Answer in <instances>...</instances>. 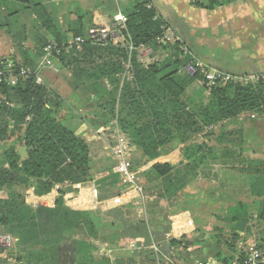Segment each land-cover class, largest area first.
<instances>
[{
	"label": "trees",
	"instance_id": "16d2710c",
	"mask_svg": "<svg viewBox=\"0 0 264 264\" xmlns=\"http://www.w3.org/2000/svg\"><path fill=\"white\" fill-rule=\"evenodd\" d=\"M20 4L21 8L17 7ZM221 4L222 0H201L195 6L212 9ZM39 5L35 0H0V30L9 27L6 19L10 16ZM123 13L128 20L127 30L120 32L125 44L133 42L158 49L156 39L165 33L166 23L158 18L157 11L149 8L146 2L136 0ZM79 18L74 25V35L86 37L83 16ZM55 36L59 45L66 42L61 31ZM37 39L35 59L25 54L27 61L11 65L8 68L10 73L21 67H37L44 55V47L53 42L44 37ZM181 45L184 46L178 43L162 48L173 51V57L153 61L147 67L134 55L133 80L126 82L120 93L117 75L123 71L120 59L127 56L124 48L87 42L81 51L62 50L58 57L52 58L60 70L70 73L71 85L75 89L83 87L94 94L96 106L106 114L103 126L111 125L117 119L122 132L141 152L142 162L136 163L133 155L132 170L136 172L140 167L149 166L143 170L140 168L146 183H154L145 190L144 181L140 180L145 193H155L152 194L154 199L148 200L147 221L138 219L134 203L104 213L75 211L66 205L63 190L54 208L34 209L27 204V197L47 195L58 183L69 180L77 184L90 180V148L77 134L74 102L64 100L48 84H37L33 78L16 85H0V192L6 196L0 198V228L1 232L11 233L17 239L10 249L15 248L19 256L17 264H110L109 256H105V251L98 249L90 239L106 243L111 249H120L124 242L142 239L141 248L132 254L145 255L152 264H156V257L147 247L153 241H157L158 248L166 255L173 248L181 255L188 254V242L163 238L171 226L165 216L166 207L159 201L180 199L177 210H182L185 205L182 202L187 200V206L196 205L195 193L188 188L198 179L203 161L212 149L205 142H196L195 138L206 132L207 136L213 134L225 122L240 118L243 121L247 114L255 115L252 120L263 116L264 84L218 81L210 92L201 84L208 93L207 99L202 92L198 99H191L186 95L187 89L196 80L200 83L204 80L202 76L181 73L194 61L192 55L184 54ZM0 67L7 66L1 64ZM105 80L111 89L104 86ZM64 87V94L71 96V88ZM90 125L94 127L92 123ZM18 146L25 147V158L20 155ZM179 146L183 161L178 165L154 162ZM233 154V150L225 153L228 157ZM245 163L250 169L264 171V160L249 159ZM101 183L109 188L112 196L120 195L125 188L118 174H112ZM251 197L255 199L252 203L238 202L230 209V238L221 235L214 238L218 264H232L239 257L248 241L255 238L254 224L260 225L258 231L264 230V173L257 174L252 183ZM225 231L223 229L220 233L226 234ZM239 241L244 243L241 251L237 250ZM257 241L256 246L263 250L264 232ZM197 245L209 249L212 244L206 240L197 242ZM221 245L228 249L227 254L222 252ZM2 251L9 250L0 249V262L9 264V258L1 256ZM187 256L184 260L188 263L196 261ZM160 263L163 264L161 260Z\"/></svg>",
	"mask_w": 264,
	"mask_h": 264
},
{
	"label": "crops",
	"instance_id": "0c3cea01",
	"mask_svg": "<svg viewBox=\"0 0 264 264\" xmlns=\"http://www.w3.org/2000/svg\"><path fill=\"white\" fill-rule=\"evenodd\" d=\"M35 1L40 4L35 9H25L18 15L6 19L9 21L18 19L12 25L13 28L16 26L17 33L12 32L11 25L0 30V65L3 64L6 67L15 63L24 64L27 61L25 54L35 59L39 43L37 38L44 37L48 39V42L55 41L57 31H61L66 40L70 36H74V25L80 21V15L83 16L82 21L85 22L86 33H88L93 27L111 25L118 15L125 16L123 10L136 2V0ZM140 2H146L149 8L153 7L157 11L158 18L166 23L165 27L170 28L181 39L182 44L194 60L201 59L211 68L227 72L239 78L238 80L264 74V0H222L220 6L212 9L194 6L189 0H140ZM21 6L20 4L17 7L21 8ZM173 53V51L168 52L162 48L155 49L152 62L173 57ZM184 68L181 73L187 75ZM43 80L52 90L61 94L60 96L64 100L68 99L71 103H75L74 120L77 123V134L88 144L92 158L90 180L77 184L66 180L55 185L70 183V186L63 191L66 194V199L73 200V202L72 204L66 203V205L75 211H101L104 213L134 203L138 219L149 220L148 200L154 199L152 196L155 194L154 192H144L147 196L145 203L140 200L129 201L130 198L125 196L124 190L120 195L112 196L109 188L101 183V180L115 174L117 161L110 154V147L114 143L112 124L103 126L106 114L96 106L94 94L83 87L75 89L71 85L70 73L64 69L59 73L44 71ZM199 82L196 80L190 85L186 91L187 97L199 98V94L203 90ZM65 85H68L73 92L69 97L63 92H66ZM104 86L111 89L107 80L104 81ZM251 120L252 118L249 116L243 121L241 118L236 119L225 122L224 125H220L214 130H225L224 139L230 138L232 132L237 133L239 140L236 141L219 143L206 140L205 136L201 137V135L195 138L197 142H205L212 149L210 151L212 155H208L204 159L199 177L193 186L191 185L195 189L196 205L193 209L189 208L190 206L181 207L182 210H176L178 211L176 214L170 215L171 229L163 235V238L165 237L167 240L175 238L188 242V254L181 255L175 251L176 248H173L168 251L167 255H155L156 264H161L160 260L163 264V260H165V264H195L198 260L217 261L214 238L219 235L226 239L230 238V209L238 202L250 204L255 201L251 197V185L256 181L257 174L264 173L260 169H250L245 163L249 159L264 160V146H259V151H254L251 148L252 145H256L254 143L259 138L255 136L252 141L247 139L248 134L257 131L249 130ZM228 150L234 151L233 156L225 155ZM135 152L136 158H142L138 149ZM261 152L263 154L259 156L258 153ZM181 153L182 149L179 146L160 156L154 162H169L172 165H178L183 161ZM25 157L26 154L22 156V158ZM142 170L138 172V175L143 182ZM191 186L188 188L189 190L192 189ZM147 187L149 186L147 185ZM61 191L62 189L57 192L54 187L49 194L40 196L44 197L42 206H30L34 209L54 208ZM185 192L187 193V191ZM5 197L3 193L0 194V198ZM30 198H26L27 204H29L28 199ZM161 202L159 201V204ZM223 229H226V234L220 233ZM240 234L244 236V233ZM256 239L258 238L255 236L254 240H249L245 247L251 242L255 243ZM137 240L139 241V250L143 240ZM206 240L212 244L209 249L197 245V242L203 243ZM90 242L102 252L105 251V256H109L110 264H152V261L145 255L138 257L132 254V251L128 249V243L131 241L122 243L120 249H111L106 243L101 244L93 239H90ZM243 247L244 243L239 241L237 250L241 251ZM147 248L149 249V246ZM221 249L222 252L228 253L225 245H221ZM187 255L195 258L196 261L188 263L184 260L188 258Z\"/></svg>",
	"mask_w": 264,
	"mask_h": 264
},
{
	"label": "built area",
	"instance_id": "2783aa9c",
	"mask_svg": "<svg viewBox=\"0 0 264 264\" xmlns=\"http://www.w3.org/2000/svg\"><path fill=\"white\" fill-rule=\"evenodd\" d=\"M192 5H196L201 0H189ZM127 17L118 15L114 18V21L109 26H99L91 28L86 37L84 36H70L65 43L59 45L53 41L48 43L44 47V55L41 57L36 68L21 67L19 71L10 73L8 70L11 65L2 69L0 67V85L7 83L9 85H16L20 81L29 79H35L37 84H44L43 73L45 70H49L53 73H59L60 69L56 62L52 59L54 56H59L62 50L70 51L76 49L81 51L87 42H91L97 46H107L111 44L113 46L122 47L126 50L127 56L123 59V71L117 75L120 80V90L126 82L133 80V57L137 55L143 66L147 67L152 62L154 55V48L148 45H135L133 42L125 44L120 32L127 30ZM165 33L156 39V44L159 48H166L168 46H174L176 44H182V41L177 37L170 28L165 27ZM182 48L185 55L190 52L184 47ZM184 71L191 77H203L202 85H205L207 91L210 92L213 86L218 81L238 80L232 75H229L223 71L213 69L208 64L200 59H195L193 62L186 65ZM245 84H255L262 82L264 84V74L252 75L240 79ZM255 118L253 114H247L245 117ZM243 117V116H242ZM209 129H212L210 127ZM112 135L114 137V143L110 147V154L116 159L117 166L114 170L115 174L121 176L123 183L125 184L124 193L125 196L132 200H140L145 203L147 196L144 193L142 185H140V178L138 173L132 170V159L136 150L135 145L131 139L125 135L115 119L112 123ZM70 186L69 182H65L63 185L55 186V190L59 192L61 189H65ZM29 200V204L34 207L42 206L44 203V197L33 196ZM73 200L66 199L67 204H72ZM77 207V206H76ZM78 208V207H77ZM17 239L12 235L0 232V249L10 250ZM139 241H131L128 243V249L132 252L138 250ZM149 250L154 252L157 256H162L164 253L158 248L155 242L149 246ZM104 252V251H103ZM196 264H218L214 260H198ZM232 264H264V251L259 249L255 243H249L243 251L240 252L239 257Z\"/></svg>",
	"mask_w": 264,
	"mask_h": 264
},
{
	"label": "rangeland",
	"instance_id": "374dc122",
	"mask_svg": "<svg viewBox=\"0 0 264 264\" xmlns=\"http://www.w3.org/2000/svg\"><path fill=\"white\" fill-rule=\"evenodd\" d=\"M17 20L18 19H11V21H9V25H11L10 27H12L11 28V30H12V32L15 34V33H17V29H16V31H15V28H16V26H14V28H13V23H15V22H17ZM35 58V57H34ZM122 61H123V59H120V63H122ZM46 71V70H45ZM199 84H201L200 82H199ZM202 86V85H201ZM202 89V93H203V97L204 98H206L207 99V97H208V93H207V91H205L204 90V88L203 87H201ZM193 90H196V89H193ZM82 92H83V90H82ZM119 93H120V89H119ZM251 122V124H250V129L249 130H252V129H254V130H257V131H255V133H251V134H248V136H247V139L248 140H254V137L255 136H257L258 138H259V140H257L254 144H256L255 146L254 145H252L251 146V148H252V150H254V151H259L260 150V147L259 146H264V115L263 116H260V117H257L256 119H253V121L251 120L250 121ZM256 132H258V133H256ZM225 133V130H223V129H219V130H217V131H214L213 132V134H208V136L206 135L207 134V132L205 133V134H201V137H203V136H205V138L204 139H206V140H213V141H215V142H223V143H227V141H236V140H239V138H238V134L237 133H233L232 132V134L230 135V138H223V134ZM225 135V134H224ZM212 136V137H211ZM197 142V141H196ZM199 142V141H198ZM263 143V144H262ZM233 145H236L235 143H232ZM222 145H225V144H222ZM239 147H241L240 145H238ZM246 147L248 146V145H245ZM238 147V148H239ZM177 149V148H176ZM18 150H19V153H20V155L21 156H25V154H26V149L23 147V146H18ZM170 151H173L172 149L171 150H169L168 152H170ZM168 152H165L166 154L168 153ZM259 154V156H261L263 153L261 152V153H258ZM208 155H212V153H209ZM142 158H139V157H137V158H135L134 160H136V163L137 162H142V161H140ZM145 168H148L149 166L148 165H146V166H144ZM144 167H142V168H144ZM141 168V167H140ZM140 168H138V170H136V172H140ZM141 168V169H142ZM140 176V175H139ZM148 177H151V176H148ZM141 178V177H140ZM142 179H143V181H144V187H145V190H148L149 188H150V186H153L154 185V183H149V185L146 183V177H144V176H142ZM149 186V187H147V185ZM193 186V185H192ZM191 186V187H192ZM144 187H143V190H144ZM154 190V189H153ZM192 191H195V189H194V187H192V189H191ZM145 192V191H144ZM147 192V191H146ZM1 194V193H0ZM193 200H195V199H193ZM181 202V200L180 199H175V200H172V202L170 201V202H168V201H162V206H165L166 207V217L168 218V219H170L171 217H170V215H172L173 214V212L175 211V210H177L179 207H180V203ZM186 203H188V200L186 201ZM186 203H183L182 202V204H185L184 205V207L185 206H187V205H189V204H186ZM189 208H194L193 207V205L192 206H190ZM178 212V211H177ZM260 225H258L257 223L256 224H254V228H255V236H256V238H258L259 239V236L261 237V233H263L264 232V230L262 229V231H258L259 230V227ZM263 228V227H262ZM4 230V229H3ZM2 231V228H0V232ZM4 232V231H3ZM8 233V232H7ZM9 234V233H8ZM11 234V233H10ZM256 243L258 242L257 241V239H256V241H255ZM259 243V242H258ZM1 256H3V257H8L9 258V261H8V263L9 264H17L18 262H19V260H18V258H19V256H18V254H17V252L15 251V248L14 249H12V250H9L8 252H1ZM0 264H2L1 262H0Z\"/></svg>",
	"mask_w": 264,
	"mask_h": 264
}]
</instances>
